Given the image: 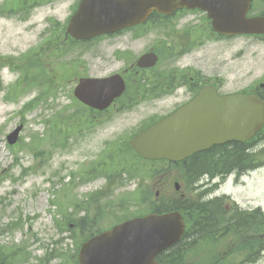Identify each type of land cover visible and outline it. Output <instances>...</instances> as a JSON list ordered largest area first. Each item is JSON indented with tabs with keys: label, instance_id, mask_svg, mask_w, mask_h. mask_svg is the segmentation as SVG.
Instances as JSON below:
<instances>
[{
	"label": "rangeland",
	"instance_id": "rangeland-1",
	"mask_svg": "<svg viewBox=\"0 0 264 264\" xmlns=\"http://www.w3.org/2000/svg\"><path fill=\"white\" fill-rule=\"evenodd\" d=\"M76 6L77 0H0V246L5 249L9 264H47L50 254H55L56 259L48 264H74L71 257L87 237V232L79 229V219L89 216L84 222L89 227L95 222L92 231L97 232L147 214L146 202L137 197L139 178L127 181L122 176L121 182L126 185L86 204L87 196L105 185L103 168L107 161L91 174L90 180L85 172L110 155L116 173L122 167L133 175L155 171L152 178V172L148 174L140 188L147 189V197L152 190L174 196L173 183L181 180L175 169L169 170V165L139 161L131 154L120 153L122 147L116 148L115 154L104 152L107 143H112L113 148L121 145L143 125L178 106L164 92L157 97L151 95L150 87L170 82L169 70L176 67L180 74L189 69L202 76L217 77L224 91L230 93L264 79V40L217 39L210 32L205 14L199 11L98 39L90 45L65 46L67 18ZM254 8V14L264 11V0H256ZM178 41L189 44L184 55ZM151 49L160 60L157 73L152 78L150 74L134 76L133 91L128 97L133 99L139 93L150 102L144 101L131 113L118 114L117 119L104 123L100 129L91 121L69 120L77 109L71 102V84L80 75L73 70L72 73L68 63L77 57L76 53H86L80 57L86 73L103 77L123 72ZM55 124L59 131L70 130L64 136L59 132V138ZM20 125L23 129L18 143L11 146L6 136ZM259 146L263 151L260 147L253 151L256 166L264 163V146ZM110 168L111 165L106 167ZM206 185L204 181L199 192ZM181 192L193 194L192 200L195 199L194 190L182 186ZM212 195L199 198V202L210 208L215 217L199 221L198 215L205 211L192 213V231L197 232L199 224L201 230L192 248L177 251L180 261L176 258L175 264H213L226 253L235 257L244 240L254 243L263 233V217L251 216L246 209H264V166L243 178L232 177L221 183ZM223 197L227 200L206 204ZM233 201L245 210L239 208L240 214H233L227 204L235 206ZM212 233L216 235L212 237ZM68 252L69 258L58 257L59 253ZM220 264H231V259ZM253 264H264V256Z\"/></svg>",
	"mask_w": 264,
	"mask_h": 264
},
{
	"label": "water",
	"instance_id": "water-1",
	"mask_svg": "<svg viewBox=\"0 0 264 264\" xmlns=\"http://www.w3.org/2000/svg\"><path fill=\"white\" fill-rule=\"evenodd\" d=\"M251 0H83L68 32L76 40L113 33L144 22L156 11L170 15L177 9L207 13L214 32L224 36L264 34V17L246 18ZM156 62L143 56L138 67ZM117 76L83 79L75 95L83 103L103 109L123 91ZM196 98L188 106L140 132L131 147L147 160H183L212 145L243 142L263 126L264 102L254 96ZM208 107L204 112L202 107ZM21 127L10 134L14 144ZM178 190V185H175ZM185 223L178 212L150 214L121 223L83 243L77 264H157L156 257L180 241Z\"/></svg>",
	"mask_w": 264,
	"mask_h": 264
},
{
	"label": "flooded vegetation",
	"instance_id": "flooded-vegetation-1",
	"mask_svg": "<svg viewBox=\"0 0 264 264\" xmlns=\"http://www.w3.org/2000/svg\"><path fill=\"white\" fill-rule=\"evenodd\" d=\"M172 33L175 35L177 34V32L175 30H172ZM249 38L259 40V41H260V39H264V37H259V36L249 37ZM64 40L68 41L71 39L64 34ZM178 43H179L178 47L180 48V50H181L180 53L182 55H184L185 53H187L189 51V49H188L189 44H186V42H180V41H178ZM173 49H175V47ZM85 54H86L85 52L76 53L77 57H75L70 63H68L70 65L71 71L73 70L75 73H78L80 75V77H75L73 79L75 81L74 85L71 84V86H73V89L81 77L89 75L88 73H86L87 70L84 69L86 65L83 62V59L80 58L81 55H85ZM81 64L84 66V68L82 67ZM156 69L157 68L155 66V67L150 68V69H143V70L134 72L133 68L130 66V67H128V69H125L123 72H121V74L125 78V75H127V73L128 74L134 73L133 77L129 76L127 78L128 81L132 80V82H134V76H140L141 75L144 77V76H148L150 74L151 77H149V78H152V76L154 77V75H153L154 72L157 73ZM66 70L70 71V69H66ZM73 71H72V73H73ZM167 74H168V76H170V82H168L167 85L160 86V85L155 84L152 87H150V89H152V91H151L152 96L157 97L158 93L164 92L167 95L172 96V98L175 100V102L179 103L178 106L173 111L166 114L165 116L173 113L175 110H177L181 107L186 106L192 100L197 98L202 92H203L204 97L207 99H211L213 93H215L216 95L221 96V97L222 96H228V95L240 94V95L257 96L261 100H264V79L249 85L248 87H246L245 89H242L241 91L230 93V92L224 91V86L219 81H217L218 80V79H216L217 77L210 78V77L202 76L198 73L190 71L189 69H184L183 73L180 74L176 67L173 68L172 70H169L167 72ZM73 80L70 83H72ZM125 80H126V78H125ZM146 82L150 83V80L146 79ZM73 89H72V91H73ZM73 99L74 98L72 95L71 102H73ZM144 101L150 102L149 99L143 98L138 93L137 96L133 99H124V100H122L120 98L116 99L112 102V104L107 109L101 110V111L95 110V109L89 108L83 104H80L82 109H83L82 115H80V116L73 115L70 118L72 120L76 119L79 121H91L94 125H97V127H99V129H100L104 123H110L111 121H114L115 119H117L119 117L118 114H120V113L126 114L129 112L131 113L134 108H137V107H140L141 105H143V103H145ZM203 110L207 111V109L204 107H203ZM125 111H127V112H125ZM162 117H164V116H162ZM162 117H160V119ZM70 118H69V120H70ZM258 136H260V135H258ZM240 145L241 146L238 148L239 152L246 155L247 154V146L246 145L244 146L242 144H240ZM124 146H125V144H124ZM237 146H239V145H237ZM233 147H234V145L232 143L222 144L219 146H212L210 149H208L205 152L200 153L199 155H210L213 157L212 159L214 161V157L217 155L230 154L229 151L231 149H233ZM104 150H108V151L113 152V149L110 147V143H107L104 146ZM261 151H263V149ZM263 166H264V163L259 165V167H263ZM254 167H256V166H254ZM233 214H235V212H233ZM211 218L212 217H210L208 219H211ZM239 250H241V252H239ZM236 251H237V254L235 255V257L233 256V254H230V255L224 254V256L222 257V260H230L231 259V264H234L232 262H235V264H249V261L251 258V257H249L250 256L249 251H245V249L242 250L241 248L237 249ZM222 260H220V261H222Z\"/></svg>",
	"mask_w": 264,
	"mask_h": 264
},
{
	"label": "trees",
	"instance_id": "trees-1",
	"mask_svg": "<svg viewBox=\"0 0 264 264\" xmlns=\"http://www.w3.org/2000/svg\"><path fill=\"white\" fill-rule=\"evenodd\" d=\"M36 102V100H35ZM35 102H31L32 104H35ZM212 157H206V159H211ZM222 162H227L231 161L232 159L234 160L233 163H231V168L229 170H234V171H241L244 167V165L241 167V164H243L246 161V156L240 155L237 156V154H234L232 156L224 155L220 157ZM249 163L251 161V157L249 156ZM211 163L210 162H198V159L193 158L190 161H187L186 163L183 164H169V170L175 169L179 175H180V180L181 184L185 188H190L195 191V199L192 200V195L189 193H186L182 196L176 195V196H165L163 194H160L157 198L155 197L156 192L151 191L150 193V198L147 197V189L143 191V189H140L143 185H140L137 191V197L139 199H142V202H146L147 207L145 210V213H156V214H163L167 212H172V211H179L185 219L188 221V224L190 226V220H191V215L192 213L198 212V211H209L210 208L206 209V205L204 206L199 202V198L203 196V193H200L197 187V183L199 182L200 178L204 175H210L212 177L215 173L213 169H211ZM119 180H121V174L125 173V168L123 167L121 171H119ZM152 172V176L154 177V172L155 171H145L142 175H133L130 171V177L129 179L133 177H139L141 180H143V175H148ZM228 172V170H226ZM179 178V177H178ZM177 180V179H176ZM119 185L122 186L121 181H119ZM86 218H82L80 220L84 221ZM95 223V222H93ZM92 223V224H93ZM191 228V227H190ZM195 229V226L193 227ZM189 229V234L191 235L193 233L192 229ZM83 239V241L87 240L89 237L92 235H86ZM193 236V235H192ZM203 238V236H202ZM183 246H185L186 249H190L194 246V241H190L189 243H179L175 247H173L169 252L172 253V256L169 258L167 257V253L161 254L158 258L157 261L159 264H175L174 260L176 261V258L178 261H180V256L178 257L179 253L177 252L179 249H182ZM72 260H75V257L71 258ZM8 257L2 261V264H9L7 263ZM180 264V262H178Z\"/></svg>",
	"mask_w": 264,
	"mask_h": 264
}]
</instances>
